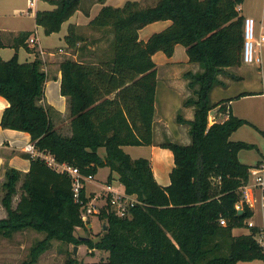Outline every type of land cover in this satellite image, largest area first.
Instances as JSON below:
<instances>
[{
  "label": "trees",
  "instance_id": "1",
  "mask_svg": "<svg viewBox=\"0 0 264 264\" xmlns=\"http://www.w3.org/2000/svg\"><path fill=\"white\" fill-rule=\"evenodd\" d=\"M48 1L54 8L37 11L36 23L50 35L61 30L81 8L82 0ZM99 1L103 6L89 27L104 33L108 42L105 53L96 61H86L80 55L60 63L61 93L70 103L72 134L61 133L52 119L53 108L40 103L47 74L39 57L20 62L17 55L5 60L0 54V95L9 101L0 125L28 132L39 152L77 167L84 175H95L99 168L109 167L107 183L117 173L125 192L138 202L127 217L117 216L104 205L97 215L107 229L98 239H82L76 230L88 225L82 218L81 204L75 201L71 176L51 167L41 156L28 155L30 170L8 168L0 186L8 213L0 218V238L9 239L28 229L45 234L22 264H37L53 240L85 243L91 250L107 251L108 264L264 260V247L256 237L258 228H251L249 234L232 233L234 228L248 227L247 221L254 214L247 203H243L241 213L236 205L242 201L241 188L247 184L251 168L240 160L239 152L256 145L231 139L249 121L231 112L229 100L214 104L210 100L219 74L244 62L245 17L239 10L244 0H153L150 5L127 0L122 6ZM161 20L171 24L147 41L140 39L142 28ZM30 36L31 32H22L16 47L28 46ZM80 40L77 27L71 24L65 36L68 48L84 49L85 44L78 46ZM178 44L202 71L185 74L194 95L184 105L194 106V119L178 115L180 123L190 125L191 142L167 140L161 144L172 150L175 162L171 182L163 186L150 160L133 158L124 146L154 143L157 64L153 55L162 51L171 57ZM33 48L29 50L35 52ZM218 106L228 118L210 123L209 114ZM100 148L105 149L103 156ZM20 181L22 192L14 207ZM81 198L89 200L85 187ZM221 219L227 224L222 225ZM65 264L94 263L80 261L70 253Z\"/></svg>",
  "mask_w": 264,
  "mask_h": 264
},
{
  "label": "crops",
  "instance_id": "2",
  "mask_svg": "<svg viewBox=\"0 0 264 264\" xmlns=\"http://www.w3.org/2000/svg\"><path fill=\"white\" fill-rule=\"evenodd\" d=\"M127 0H105V4L122 6ZM154 2V1H153ZM153 4V3H151ZM103 3L99 0L90 9L81 7L68 21L64 22L59 32L52 33L50 36L57 35L58 43L45 44L44 29L36 23V13L40 10H50L54 8L48 0H39L34 9L28 6V0H0V40L3 45L0 47V54L5 60L11 59L17 55L20 62L33 61L37 57L42 60V69L47 74V80L44 87V96L40 103L53 108L52 119L58 130L64 135H71V115L70 103L66 96L61 93L62 72L60 63L66 58L78 59L83 57L86 61H96L108 46L107 39L103 37V32L89 27L90 21L100 11ZM241 14L246 17H253L258 21V28L264 23V0H244L240 5ZM73 24L77 27V34L82 36L78 46L84 45V49L74 51L68 48L65 36L68 33L69 26ZM171 24L170 20H161L150 23L140 30V39L147 41L155 32H159ZM22 32H31V36L37 38L38 52H33L31 45H15V41ZM87 32V34H86ZM41 33V34H40ZM101 34V35H100ZM46 35V34H45ZM112 35L109 36L111 38ZM262 55L264 47L261 49ZM65 54V55H64ZM72 55V56H70ZM157 64V92L155 100L154 115V143L152 145L142 146H124V150L133 158L145 157L151 162L155 177L159 184L167 186L171 182L170 173L175 165L174 154L171 149L162 147L161 144L167 140L189 144L191 137L189 134L190 125L180 123L178 115L186 120H193L195 116L194 106H185L184 102L194 95V90L189 87L190 79L185 76L186 73H197L202 71L199 63L189 61L186 48L176 45L173 56L169 57L164 52L158 51L153 55ZM264 57L262 64H248L243 62L239 66H229L225 68V73L218 76L219 82L214 86L210 93L211 102L217 103L221 100H229L227 106L234 112L231 101L234 97L261 95L264 97ZM196 89L198 86L195 87ZM114 94L112 95V97ZM9 106V101L0 95V122L3 112ZM220 106L213 109L216 120L223 121L228 118V113L219 112ZM212 123V122H211ZM34 144L31 135L28 132L11 128H3L0 125V186L5 180V173L8 168H15L22 172H28L31 167V159L26 151L28 144ZM99 153L103 156L105 149L100 148ZM257 160L250 166L257 164ZM247 164V163H246ZM249 165V164H248ZM106 169V173L101 175V171ZM109 167L99 168L95 174V179L85 184L87 196L98 197L107 183L110 174ZM113 184L124 189V186L118 180V174L114 173ZM21 181L18 183V191L13 198V206L21 196ZM94 187V188H93ZM96 187H99L98 189ZM249 192L255 197L256 202L253 207L252 221L254 226L237 227L232 233L234 236L249 234L251 228L259 229L257 239L264 246V238H261L262 228L264 227V207H262L261 191L249 185ZM93 193H95L93 195ZM3 190L0 188V218H6L8 213L2 204ZM98 200V199H97ZM103 202V200H102ZM261 205H260V203ZM88 225L89 233L93 227ZM247 221V222H248ZM17 233V232H16ZM14 233V235H17ZM13 247L11 238H0V244ZM81 250V246H78ZM94 257V250L89 249ZM80 253V252H79ZM82 255V253H81ZM83 256V255H82ZM85 261V260H84ZM87 262V261H86ZM237 264H264V260L254 259L251 261H239Z\"/></svg>",
  "mask_w": 264,
  "mask_h": 264
},
{
  "label": "rangeland",
  "instance_id": "3",
  "mask_svg": "<svg viewBox=\"0 0 264 264\" xmlns=\"http://www.w3.org/2000/svg\"><path fill=\"white\" fill-rule=\"evenodd\" d=\"M111 1L115 2L116 0ZM139 1H141L144 5H150L151 3H153V0ZM97 2L98 0H82L81 7L90 9L94 5V3ZM256 23V32L257 34H259L258 21H256ZM43 35L46 36V38L44 39L45 44L50 42L58 43L60 41L57 35L50 36L49 38L47 37V34ZM37 47L38 46L35 45L33 49H36ZM34 51L35 53L38 52V50ZM231 104L233 106L234 112H237L239 117H242L249 121L248 123L241 126L238 130H236L232 134L231 139L235 141L243 140L249 143H254L256 145V148L250 150L245 149L239 152L240 160L243 163L252 165L257 160H262L264 158V97L255 94L249 96L234 97L231 101ZM213 116L214 114L210 112L209 121L214 118ZM105 170L106 169H103L101 171V175H104L106 173ZM96 188L98 189L99 187ZM94 194L95 193H93V195ZM102 200L103 198L99 196L97 201L99 203H104L102 202ZM251 209L253 210V208ZM249 219L252 220V217ZM91 220L93 222V227L92 229H90V233L88 228L79 227L76 230V235L98 239L105 231L103 229V226H107V224H105L106 222L100 219L96 214L91 216ZM16 234L17 235H13L11 238V242L14 244L13 247H9L2 243L0 244V264H22V262L29 257L31 247L45 236L43 232H37L34 229L18 231ZM256 237H258V234ZM260 244L262 245L261 242ZM78 246H81V250L78 247L77 255H75L74 244H67L62 241L53 240L50 248L40 256L37 264H65V260L70 253L76 256L80 261L85 260V262H92L94 264H108L106 261L108 257L107 251L96 249L93 252L94 257H89L88 255H92V253L89 251L88 246L85 243ZM81 253L83 256L81 255Z\"/></svg>",
  "mask_w": 264,
  "mask_h": 264
},
{
  "label": "built area",
  "instance_id": "4",
  "mask_svg": "<svg viewBox=\"0 0 264 264\" xmlns=\"http://www.w3.org/2000/svg\"><path fill=\"white\" fill-rule=\"evenodd\" d=\"M39 0H28V6L30 9L36 7V3ZM257 23L253 17H246L244 21V46H243V61L248 64H262L263 55L262 48L264 47V23L259 27V34L256 32ZM37 38L30 36L28 43L35 47ZM214 117V116H213ZM215 121V117L210 120V123ZM26 151L30 152L32 156H41L51 167L58 171L67 172L72 178L73 192L75 201L81 204L82 218L84 221H89L92 215L100 213L104 205H109L110 209L119 217H127L131 214V209L138 202L134 195L127 194L125 189L118 187V185L112 182L106 183L103 188V192L99 195L103 198L104 203L97 201L98 197H89V200L85 202L81 198V189L85 187L88 181L95 179L94 174L84 175L80 170L66 163H59L55 160L54 156L48 153L39 152L34 144H28ZM261 191L262 207H264V158L257 164L251 166L249 170V180L241 190L243 193L242 201L236 205V208L240 211L243 209V203H247L250 208L254 207L256 202L255 197L249 192V185ZM220 223L226 225L225 219H221ZM249 226H254L252 221H248ZM261 238H264V227L262 228ZM262 240H260L261 242Z\"/></svg>",
  "mask_w": 264,
  "mask_h": 264
},
{
  "label": "water",
  "instance_id": "5",
  "mask_svg": "<svg viewBox=\"0 0 264 264\" xmlns=\"http://www.w3.org/2000/svg\"><path fill=\"white\" fill-rule=\"evenodd\" d=\"M241 212H242V211H240V213H241ZM87 225L91 226V221H90V220L87 221ZM103 229L106 230V229H107V226L104 225V226H103ZM81 238L84 239V238H88V237H87V236H81ZM77 252H78V245H75V247H74V254L77 255Z\"/></svg>",
  "mask_w": 264,
  "mask_h": 264
}]
</instances>
